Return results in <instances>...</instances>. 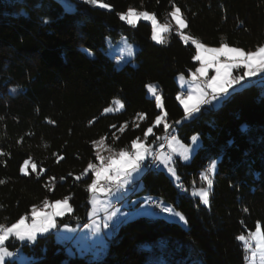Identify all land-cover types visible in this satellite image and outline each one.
Instances as JSON below:
<instances>
[{
	"label": "trees",
	"instance_id": "16d2710c",
	"mask_svg": "<svg viewBox=\"0 0 264 264\" xmlns=\"http://www.w3.org/2000/svg\"><path fill=\"white\" fill-rule=\"evenodd\" d=\"M70 1L71 11L59 0H0V223L30 214L46 198H68L71 212L58 217V225L85 224L92 176L81 173L89 162L98 164L97 152L108 157L125 148L161 114L147 95V85L155 83L170 127L155 126L146 143L156 149L166 133L184 143L197 134L202 147L188 162L175 158L177 178L146 164L128 196L171 206L186 224L139 215L115 224L95 254L68 252L53 231L31 243L10 238L6 247L23 253L25 264H245L237 237L257 224L264 234V85L253 80L223 104L203 106L197 118L185 121L175 76L189 75L198 65L192 40L246 52L264 45V0H103L114 10ZM173 4L192 40L185 42L172 28L163 43H155L150 23L133 27L117 15L131 7L169 22ZM122 34L138 51L133 64L116 67L103 49L106 38L116 41ZM116 98L123 109L104 114ZM25 159L36 165L35 172H20ZM213 160L204 205L192 192L207 187L201 173Z\"/></svg>",
	"mask_w": 264,
	"mask_h": 264
},
{
	"label": "snow or ice",
	"instance_id": "6c2138e0",
	"mask_svg": "<svg viewBox=\"0 0 264 264\" xmlns=\"http://www.w3.org/2000/svg\"><path fill=\"white\" fill-rule=\"evenodd\" d=\"M90 5L99 6L103 9H112V5L104 3L103 0H86ZM121 21L126 22L130 26H135L137 18H143L145 21H151V39L157 43H163L162 33H166L172 27L170 24H159L157 22L156 15L149 13L148 11H136L134 8L129 7L126 11H121L118 14ZM170 17L175 21L177 32L181 39L185 42L188 41V37L183 35L180 31L186 26V20L182 18L181 10L179 7L172 5ZM45 23L48 21L45 20ZM192 44L195 45V55L192 56V60L199 62V66L195 67V70L191 73L192 83L195 86V91L188 90L187 95H181L179 92L176 95V99L180 105L183 106L184 120L197 118L198 114L202 111L203 106H219L223 104L232 94L237 90V86L244 88L246 85L252 83L251 78L257 77L259 74L264 73V46L258 47L255 51L244 52L239 48L229 47L227 44H221L218 48L205 47L197 40H192ZM203 49V51H201ZM127 55L131 57L133 55L132 46H128ZM209 69L214 70V74L211 77H206V73ZM239 74H233L234 70H240ZM201 78L204 79V83H200ZM184 79L183 76L180 77ZM261 84L264 85V80H261ZM19 86L12 88L10 91L15 92ZM149 91L155 96L156 106L161 107V97L155 94V90L149 86ZM191 102V103H189ZM119 105V101H117ZM122 106V105H121ZM113 109L106 107L103 109L104 113H110ZM140 116L145 118V114L141 113ZM3 117H0L2 120ZM166 119L165 115H156L154 121L147 129L142 130V136L136 137L130 140V144L125 148H121L113 155L108 157L101 156L99 152L96 153L95 159L101 161L96 164L89 162L86 168L81 173V176L85 174H91V182L87 184V190L92 193V206L93 212L97 210V207L101 203L95 196L97 193H103L106 196L113 199H122L125 204L127 201V192L121 191L126 185H135L139 180L141 173L144 171V166L148 163V158L152 157L155 164L158 166L163 164L167 171L172 175H176V171L171 167L172 156L160 154L157 155L152 144L146 142L150 138V133L153 132V128L160 125L162 121ZM91 123V122H90ZM175 125H179L181 121H175ZM164 128L168 129L170 126L164 123ZM113 128L115 125L112 126ZM139 127V125H136ZM125 129L122 126L120 131ZM242 131H247V126H242ZM159 138H157L158 140ZM167 139V136L165 137ZM191 145H185L180 143L175 136L171 137L169 142V148L172 153L179 154L183 160L189 159V152L193 153L198 151L202 147V142L199 140V136L194 134L190 138ZM103 138L99 143L103 144ZM95 143V142H94ZM155 143V141L153 142ZM232 142L229 141V144ZM175 145V146H174ZM111 152L112 149H109ZM30 164V159H25L20 166V172L28 175L27 167ZM217 161L213 160L206 172L201 173V179L206 182L207 187H201L192 192L193 196H198L200 202L204 205L209 204L210 189L213 185L212 174L216 169ZM32 171H36V165H31ZM43 171V170H41ZM80 177H77L79 179ZM4 183L0 180V184ZM139 203V199L131 202V207L135 209V205ZM155 209V211H154ZM71 212V205L68 203V198L63 200L49 201L47 198L43 201V208L38 209L36 206H32L30 214L26 213L21 215L11 224L0 223V264H4L5 258L13 257L15 253L10 251L5 242L10 238H14L19 241L34 242L37 238V234L49 233L50 230H57L59 235V228L57 217H62L65 213ZM137 215H149V216H163L165 219L174 218L173 222H179L186 224L185 216L180 212L174 210L171 206H163L158 201L145 199V203L141 205L139 209H135ZM92 215V213H90ZM133 213L129 212L118 218L115 224L126 222L132 217ZM113 216H118L117 213H111L107 220L112 219ZM79 219V218H77ZM67 228L68 225H63ZM84 228H93L98 232L99 225L93 221L91 224H84ZM104 228H109L110 225L105 222ZM251 237L256 241V250L253 252L255 256L256 251H259L262 257V264H264V234L261 233V228L257 224L256 229L251 233ZM237 239L245 241V236L240 235ZM247 243V242H246Z\"/></svg>",
	"mask_w": 264,
	"mask_h": 264
},
{
	"label": "rangeland",
	"instance_id": "374dc122",
	"mask_svg": "<svg viewBox=\"0 0 264 264\" xmlns=\"http://www.w3.org/2000/svg\"><path fill=\"white\" fill-rule=\"evenodd\" d=\"M59 1L63 4V6L65 7L66 10L71 11V10L75 9V3L73 1H70V0H59ZM136 11H138V10H136ZM143 11H145V10H143ZM149 13H152V12H149ZM182 18H184L183 14H182ZM170 19H171V21H169V22H160L157 19V22L159 24H170L172 26L170 28V30L172 28H174V30L177 32V27L175 25V21L172 20L171 17H170ZM138 21H145V20H143V18L141 17V18H137V22ZM146 22L150 23V25H151V21H146ZM170 30L168 32H166V33H162L163 40L165 39V34L169 33ZM180 31L183 33V35L187 36L186 32H185V27L180 29ZM154 42L157 43L156 41H154ZM199 42L202 43L201 41H199ZM202 44L205 47H212V48H218V47L221 46V44L218 45V46L208 45V44H204V43H202ZM222 44H225V43H222ZM129 45H131L132 49H133V55L131 57H129L127 55V51H128V46ZM228 46L229 47H233V46H230V45H228ZM262 46H264V45H262ZM259 47H261V46H259ZM233 48H238V47H233ZM239 49H241L244 52H246L242 48H239ZM255 50H252V51H255ZM103 51H104V53L107 56H109L110 58H112L114 60L116 67H122L123 65H125L128 62L133 64V58H134L136 52L138 51V46L136 44H134V43L128 42L126 37L122 34V35H120V37L116 41H112L110 38H106V47L103 49ZM201 51H203V49H201ZM198 66H199V62H198L197 67ZM193 71L194 70H190L189 75L177 74L175 76L180 90H183L186 93L188 92V90L195 91V86L191 82L192 81L191 73ZM240 72H242V69L234 70L233 74H239ZM213 74H214V70L213 69H209L208 72L206 73V77L210 78L211 75H213ZM181 76L184 77L183 80L180 79ZM253 78H251V79H253ZM204 79L205 78H201L200 83L203 84V80ZM257 80H258L257 83L260 86H263L261 84V80H264V73L259 74ZM149 86H151L155 90V94L156 95H160V97H161V94L159 93V91L157 89V85L155 83H151V84L147 85V95H148V97L155 99V96L153 95V93L149 91ZM183 91H181V92H183ZM181 92H180V94H181ZM117 101H119V105L117 104ZM189 103H191V102H189ZM108 107L113 109V111L110 112V113L117 112V111H120V110L123 109V103H122V101L120 99L116 98V99L112 100V103ZM182 108H183V106H182ZM159 109L161 110V114L160 115H162V114L164 115L163 106H162V98H161V107H159ZM104 114H109V113H104ZM161 123H165V121H162ZM166 136H167V139H165ZM172 136H175L180 143L185 144V145H191L192 142L190 140L189 143H184L174 133H170V134L166 133L164 135L162 141L160 142V144L156 147V149L159 150L158 155L164 154V155H171L172 156L171 165L175 169V166H174L175 158H179L182 162H188L191 159V157L194 155L195 152L194 153L192 151L189 152V159L188 160L181 159L179 154H178V152L177 153H172L171 149L169 148V142L171 141V137ZM199 140H200V137H199ZM99 147H100V143H98V148ZM99 149L101 150V147ZM150 159H152V157L148 158V160H150ZM99 163H101V161H98V164ZM32 164L33 163L30 162L29 166L27 167V172H28V168H31ZM158 167L164 169L167 174L172 176L167 171V168H165L163 164L158 165ZM172 177L177 178V175L172 176ZM135 185H133V187ZM199 188H197V189H199ZM121 191L127 192L126 199L129 202L128 204H125L124 200H122V199H113L112 197L106 196L103 193H97L96 196H95V199H97L101 203L99 204V206L97 207V210L95 212H93V206H92L93 195H91V199H90V203H89V209H88V212H87L88 221L85 224H91L93 221L97 222L98 225H99V229H100L98 232L94 231L93 228H91V227L90 228H84L83 227L84 224L82 226L68 225L67 228H64L63 226H61L59 228V235L57 234V230H50V231H53L55 233V236H56L58 241H61V242H63V241L72 242V245H68V252H74L75 250H77L80 253H89V252H91L93 254L99 253L106 246L107 238H109L111 236V234H112L111 224L115 223V221L118 218H120V217H122L124 215H127L129 212L133 213V215H132V217L130 219H133V218L139 216V215L135 214V209H139L141 207V205H143L145 203V199H148L146 197L129 198L128 195L131 192V186H129V185H126L125 188L122 189ZM137 199H139V203H137L135 205V209H133L131 207V202L136 201ZM60 200H63V199H60ZM68 203H69V201H68ZM115 204H116V206L114 207ZM37 208L38 209L43 208V204L38 205ZM113 212L117 213L118 216H113L112 219L106 221V218ZM90 213H92V215H90ZM144 216L154 217V216H149V215H144ZM130 219H128V220H130ZM172 219H174V218H172ZM105 222H107L110 225L109 228H104L103 227V224ZM255 229L252 230V231H249L247 234L243 235V236H245V241L239 240L240 243L242 244L243 248L246 251L245 264H262V257H261V254H260L259 251H256L255 256H253V252H254V250H256V241L251 237V233H253L255 231ZM261 233H262V231H261ZM39 235H43V234H39L38 233L37 237ZM21 242H24V241H21ZM14 253H15V255L13 257L5 258V261L7 259H16L18 264H25L26 263L27 259H26V256L23 253H21L18 250L16 252H14Z\"/></svg>",
	"mask_w": 264,
	"mask_h": 264
},
{
	"label": "built area",
	"instance_id": "2783aa9c",
	"mask_svg": "<svg viewBox=\"0 0 264 264\" xmlns=\"http://www.w3.org/2000/svg\"><path fill=\"white\" fill-rule=\"evenodd\" d=\"M203 83H204V80H203ZM181 94H184V95H185L184 91H183ZM155 151H156V154L159 153V150L156 149ZM153 165H156V164H155L154 159L152 158V159H150V160L148 161L146 167H147V166H153ZM137 182H138V181H137ZM137 182H136V183H137ZM132 186H133V185H132ZM152 200H153V199H152ZM155 201H156V200H155ZM115 206H116V204L114 205V207H115ZM154 211H155V209H154ZM64 243H65L66 246H68V245L71 244V242H67V241H65Z\"/></svg>",
	"mask_w": 264,
	"mask_h": 264
},
{
	"label": "crops",
	"instance_id": "0c3cea01",
	"mask_svg": "<svg viewBox=\"0 0 264 264\" xmlns=\"http://www.w3.org/2000/svg\"><path fill=\"white\" fill-rule=\"evenodd\" d=\"M188 40H192V39H190L189 37H188ZM259 76V75H258ZM258 76L257 77H254L253 79H251V81H253V80H256L257 78H258ZM237 88H239V86H237ZM183 91V90H182ZM184 93H185V95H187V93L184 91ZM115 226V223H113V224H111V229H112V227H114ZM63 242H65V241H63Z\"/></svg>",
	"mask_w": 264,
	"mask_h": 264
},
{
	"label": "bare ground",
	"instance_id": "6f19581e",
	"mask_svg": "<svg viewBox=\"0 0 264 264\" xmlns=\"http://www.w3.org/2000/svg\"><path fill=\"white\" fill-rule=\"evenodd\" d=\"M182 93V92H181ZM181 95H184V94H181ZM185 96V95H184Z\"/></svg>",
	"mask_w": 264,
	"mask_h": 264
}]
</instances>
